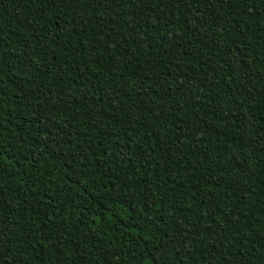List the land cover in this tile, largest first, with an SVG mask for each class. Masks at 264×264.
I'll use <instances>...</instances> for the list:
<instances>
[{"label": "trees", "instance_id": "16d2710c", "mask_svg": "<svg viewBox=\"0 0 264 264\" xmlns=\"http://www.w3.org/2000/svg\"><path fill=\"white\" fill-rule=\"evenodd\" d=\"M0 264H264V0H0Z\"/></svg>", "mask_w": 264, "mask_h": 264}]
</instances>
